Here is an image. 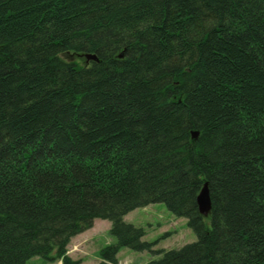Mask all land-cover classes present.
<instances>
[{
	"label": "trees",
	"instance_id": "1",
	"mask_svg": "<svg viewBox=\"0 0 264 264\" xmlns=\"http://www.w3.org/2000/svg\"><path fill=\"white\" fill-rule=\"evenodd\" d=\"M155 204L197 241L123 222ZM96 219L101 264H264V0H0V264H80Z\"/></svg>",
	"mask_w": 264,
	"mask_h": 264
},
{
	"label": "rangeland",
	"instance_id": "2",
	"mask_svg": "<svg viewBox=\"0 0 264 264\" xmlns=\"http://www.w3.org/2000/svg\"><path fill=\"white\" fill-rule=\"evenodd\" d=\"M71 60L82 63L78 58ZM123 222L141 229L144 233L142 241L154 244L153 251L178 250L197 241L196 235L188 228L186 219L173 216L162 204L138 208L126 215ZM91 229L90 232H84L87 233V239L79 243L72 241L67 251L70 257L80 260L82 264H101V250L116 245V240L109 234L108 221L96 220L92 223ZM80 235L83 237V234ZM159 259L161 255L134 252L127 248L120 249L117 254V264H148ZM25 264H57V261L51 262L35 257Z\"/></svg>",
	"mask_w": 264,
	"mask_h": 264
},
{
	"label": "water",
	"instance_id": "3",
	"mask_svg": "<svg viewBox=\"0 0 264 264\" xmlns=\"http://www.w3.org/2000/svg\"><path fill=\"white\" fill-rule=\"evenodd\" d=\"M77 58L84 60L85 65H88L90 62H97V57L92 54L77 55ZM118 58L120 59L122 56L120 55ZM191 137L192 139H196L198 137V132H192ZM196 205L199 215L202 218H208L211 211V204L207 183L202 186L198 193L196 197Z\"/></svg>",
	"mask_w": 264,
	"mask_h": 264
},
{
	"label": "crops",
	"instance_id": "4",
	"mask_svg": "<svg viewBox=\"0 0 264 264\" xmlns=\"http://www.w3.org/2000/svg\"><path fill=\"white\" fill-rule=\"evenodd\" d=\"M92 230V229H91ZM90 230V231H91ZM89 230H88V232H90ZM87 232V231H86ZM83 234V237H80L81 235H78V236H76V237H74L72 240H71V242L72 241H74L75 243H79V242H81V241H83V239H87V233H82Z\"/></svg>",
	"mask_w": 264,
	"mask_h": 264
}]
</instances>
